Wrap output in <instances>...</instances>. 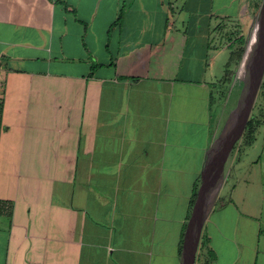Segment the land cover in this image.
<instances>
[{
    "label": "crops",
    "instance_id": "1",
    "mask_svg": "<svg viewBox=\"0 0 264 264\" xmlns=\"http://www.w3.org/2000/svg\"><path fill=\"white\" fill-rule=\"evenodd\" d=\"M262 2L0 0V264H183ZM261 90L195 264H264Z\"/></svg>",
    "mask_w": 264,
    "mask_h": 264
},
{
    "label": "water",
    "instance_id": "2",
    "mask_svg": "<svg viewBox=\"0 0 264 264\" xmlns=\"http://www.w3.org/2000/svg\"><path fill=\"white\" fill-rule=\"evenodd\" d=\"M239 70L244 73L241 78V92L221 135L210 151L189 223L183 264H195L203 226L215 204L219 188L216 180L222 175L225 163L245 132L264 81V0L255 21L253 33L247 42Z\"/></svg>",
    "mask_w": 264,
    "mask_h": 264
},
{
    "label": "trees",
    "instance_id": "3",
    "mask_svg": "<svg viewBox=\"0 0 264 264\" xmlns=\"http://www.w3.org/2000/svg\"><path fill=\"white\" fill-rule=\"evenodd\" d=\"M246 46H247V42L243 36L235 41L233 45V52L231 54V58L229 61V66L232 65L237 66L241 62L243 55L245 53ZM263 88H264V81L261 86V89ZM255 108H257V105ZM256 115H257L256 112L252 113L251 118L245 129L244 135L242 137L241 144H237V146L248 147L255 141L256 132L259 127V119L258 116ZM207 264H210V262H207Z\"/></svg>",
    "mask_w": 264,
    "mask_h": 264
},
{
    "label": "rangeland",
    "instance_id": "4",
    "mask_svg": "<svg viewBox=\"0 0 264 264\" xmlns=\"http://www.w3.org/2000/svg\"><path fill=\"white\" fill-rule=\"evenodd\" d=\"M233 69H235V67H234ZM243 74H244V73H241L240 70L238 69V70H237V73H236V76H237L238 78L236 77L235 82L239 83V81L241 80ZM234 75H235V74H234ZM241 84H242V81H241ZM261 93H262V90H261ZM261 93H260V95L258 96L257 104H258L259 102L261 103V101H262V94H261ZM239 95H240V94H239ZM239 95H238V91H237V89L232 88L231 93H230V97H229V98H231V99H230V102L228 103V105L226 106V111H227V112H230L231 109H232V107H233L234 105H236V99L238 100ZM255 106H256V105H255ZM257 106H258V105H257ZM254 112H258L257 108H255V107H254V109H253V113H254ZM259 145H260V144H257L256 147L258 148ZM257 148H256V149H257ZM256 151H257V150H256Z\"/></svg>",
    "mask_w": 264,
    "mask_h": 264
},
{
    "label": "bare ground",
    "instance_id": "5",
    "mask_svg": "<svg viewBox=\"0 0 264 264\" xmlns=\"http://www.w3.org/2000/svg\"><path fill=\"white\" fill-rule=\"evenodd\" d=\"M244 71V70H243Z\"/></svg>",
    "mask_w": 264,
    "mask_h": 264
}]
</instances>
